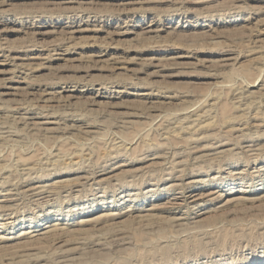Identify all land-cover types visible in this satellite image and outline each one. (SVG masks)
I'll return each mask as SVG.
<instances>
[{
  "label": "rangeland",
  "instance_id": "obj_1",
  "mask_svg": "<svg viewBox=\"0 0 264 264\" xmlns=\"http://www.w3.org/2000/svg\"><path fill=\"white\" fill-rule=\"evenodd\" d=\"M263 6L0 0V264H264Z\"/></svg>",
  "mask_w": 264,
  "mask_h": 264
},
{
  "label": "bare ground",
  "instance_id": "obj_2",
  "mask_svg": "<svg viewBox=\"0 0 264 264\" xmlns=\"http://www.w3.org/2000/svg\"><path fill=\"white\" fill-rule=\"evenodd\" d=\"M52 1V0H51ZM49 2V1H48ZM264 7V6H263ZM82 29V28H81ZM78 30V29H77ZM148 30V29H147ZM73 31V30H72ZM37 32V31H36ZM67 43V42H66ZM32 44V43H31ZM30 45V44H29ZM36 45H37V43H36ZM35 45V46H36ZM38 46V45H37ZM2 47V46H1ZM5 47V46H4ZM28 47V46H27ZM2 50V49H1ZM50 50V49H49ZM55 51V50H54ZM67 51V50H66ZM58 52V53H57ZM52 53V52H51ZM56 53L57 54H60V55H63V51H56ZM56 54V55H57ZM47 55V54H46ZM7 56V55H6ZM3 57V56H2ZM8 57V56H7ZM9 57H11V56H9ZM13 57H15V56H13ZM38 57V56H37ZM40 57V56H39ZM62 57V56H61ZM29 58H31V57H29ZM5 59V58H4ZM15 59V58H14ZM24 59H26V58H24ZM35 59V58H34ZM45 59V58H44ZM1 63V62H0ZM3 63V62H2ZM7 63V62H6ZM19 63V62H18ZM10 64V63H9ZM15 65H16V63H14ZM11 65H13V64H11ZM14 66V65H13ZM3 67V66H2ZM16 67H18V66H16ZM16 67H14V68H16ZM20 67V66H19ZM24 67H22V69H23ZM16 72H18V71H16ZM11 80V79H10ZM16 81H18V80H16ZM27 83V82H26ZM8 87V86H7ZM10 87H12V88H14V86H10ZM53 90V89H52ZM8 92V91H7ZM7 92H6V94H7ZM10 92V91H9ZM48 92V91H47ZM51 92V91H50ZM12 93V92H11ZM45 94H46V92H45ZM49 94H51V93H49ZM57 94V93H56ZM43 95H44V93H43ZM53 95H54V93H53ZM52 95V96H53ZM64 95V94H63ZM71 96H72V94H70ZM95 95V94H94ZM241 96V95H240ZM43 97V96H42ZM59 98V97H58ZM55 99V98H54ZM96 102H97V100H96ZM243 104V103H242ZM22 108V107H21ZM27 109V108H26ZM16 111V110H15ZM198 114V113H197ZM189 116V115H188ZM203 116V115H202ZM26 117V116H25ZM33 118V117H32ZM191 118V117H190ZM195 118V117H194ZM25 119V118H24ZM204 119V118H203ZM33 124V123H32ZM29 125V124H28ZM122 125V124H121ZM128 125V124H127ZM119 126V125H118ZM123 127V126H122ZM45 129V128H44ZM10 135V134H9ZM1 139V138H0ZM112 140V139H111ZM122 142V141H121ZM117 144V143H116ZM206 156V155H205ZM48 168V167H47ZM91 174V173H90ZM94 175V174H93ZM90 177V176H89ZM93 178V177H92ZM28 179V178H27ZM192 181V180H191ZM40 186V185H39ZM43 186V185H42ZM31 190V189H30ZM37 190V189H36ZM35 190V191H36ZM25 191H27V190H25ZM190 192H192V190H189ZM42 192V191H41ZM11 193V192H10ZM194 193V192H193ZM184 195V194H183ZM198 195V194H197ZM191 196H193L192 195V193H189V196L188 197H191ZM187 197V198H188ZM199 197V196H198ZM175 198V197H174ZM184 200V199H183ZM176 203V202H175ZM56 224V223H55ZM28 232H30V231H28ZM35 232V231H34ZM44 232V231H43ZM3 236H0V238H2Z\"/></svg>",
  "mask_w": 264,
  "mask_h": 264
}]
</instances>
